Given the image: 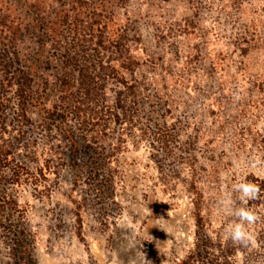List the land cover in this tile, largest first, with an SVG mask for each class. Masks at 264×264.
<instances>
[{
	"label": "rangeland",
	"instance_id": "obj_1",
	"mask_svg": "<svg viewBox=\"0 0 264 264\" xmlns=\"http://www.w3.org/2000/svg\"><path fill=\"white\" fill-rule=\"evenodd\" d=\"M104 1L138 63L143 119L167 125L168 150L124 138L107 165L112 187H94L77 170L83 144L75 157L33 112L9 139L18 150L0 192L16 212L0 211V264H264V0ZM241 181L261 189L246 205L260 217L249 247L223 239L235 218L219 201L231 193L242 206L232 191Z\"/></svg>",
	"mask_w": 264,
	"mask_h": 264
},
{
	"label": "trees",
	"instance_id": "obj_2",
	"mask_svg": "<svg viewBox=\"0 0 264 264\" xmlns=\"http://www.w3.org/2000/svg\"><path fill=\"white\" fill-rule=\"evenodd\" d=\"M107 10L104 0H0V184L17 149L9 139L23 137L34 123L33 112L40 129L53 127L69 140L75 157L77 144H83L88 162L77 170L94 187H112L107 165L124 138L168 150L167 125L143 119L144 86L134 70L138 63L126 31L112 25ZM7 89L16 109L11 137ZM113 138L114 145L107 144ZM7 209L16 212L9 195L0 192V211ZM195 221L201 229L197 205ZM195 258L181 264H195Z\"/></svg>",
	"mask_w": 264,
	"mask_h": 264
},
{
	"label": "clouds",
	"instance_id": "obj_3",
	"mask_svg": "<svg viewBox=\"0 0 264 264\" xmlns=\"http://www.w3.org/2000/svg\"><path fill=\"white\" fill-rule=\"evenodd\" d=\"M232 191L238 194L237 199L242 206H234L231 193L226 194L219 201L220 205L226 207L235 218L224 228L223 239L225 241L230 240L233 245L249 247L255 244V239L249 231V227L257 222L260 217L246 205L248 201L259 198L261 189L250 181H241L233 185Z\"/></svg>",
	"mask_w": 264,
	"mask_h": 264
}]
</instances>
